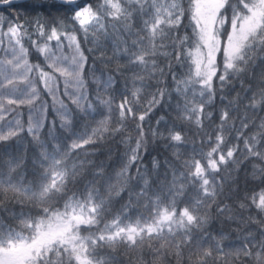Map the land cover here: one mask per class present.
I'll return each mask as SVG.
<instances>
[{"label":"snow or ice","instance_id":"obj_1","mask_svg":"<svg viewBox=\"0 0 264 264\" xmlns=\"http://www.w3.org/2000/svg\"><path fill=\"white\" fill-rule=\"evenodd\" d=\"M0 264H264V0H0Z\"/></svg>","mask_w":264,"mask_h":264},{"label":"trees","instance_id":"obj_2","mask_svg":"<svg viewBox=\"0 0 264 264\" xmlns=\"http://www.w3.org/2000/svg\"><path fill=\"white\" fill-rule=\"evenodd\" d=\"M185 4L187 3V0H184ZM17 10H13V13H8V12H4V15L7 16V15H12L16 12ZM20 11H23L22 9ZM102 39V38H101ZM97 85H93V87H96ZM66 103H69V101L66 100ZM217 103H218V100H217ZM158 114H163L160 112V108L158 107L157 109H155L153 111V113L151 114V116L148 118V119H152V118H158ZM153 124H155V120L153 119ZM57 126H59V121H57ZM145 132L147 134V128H145ZM41 135L43 136V133H41ZM121 150H123V146H121ZM147 156L145 158V163L147 164ZM225 191H227V187L225 189ZM225 203L229 204V205H232L233 204V201L232 200H228V199H225Z\"/></svg>","mask_w":264,"mask_h":264},{"label":"rangeland","instance_id":"obj_3","mask_svg":"<svg viewBox=\"0 0 264 264\" xmlns=\"http://www.w3.org/2000/svg\"><path fill=\"white\" fill-rule=\"evenodd\" d=\"M97 75H99V73H97ZM98 87H103V85L101 84V85H99ZM63 99H65V102H66V100H67V98L66 97H63ZM68 101V100H67ZM70 102V101H69ZM25 112H26V110H25ZM26 119H27V116L25 115L24 116V120L26 121Z\"/></svg>","mask_w":264,"mask_h":264}]
</instances>
